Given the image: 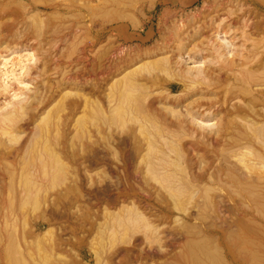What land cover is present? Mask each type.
Listing matches in <instances>:
<instances>
[{
	"label": "rangeland",
	"instance_id": "rangeland-1",
	"mask_svg": "<svg viewBox=\"0 0 264 264\" xmlns=\"http://www.w3.org/2000/svg\"><path fill=\"white\" fill-rule=\"evenodd\" d=\"M244 20L257 24L264 51V0H0V53L34 57L22 109L0 91V107L10 103L1 113L13 105L19 127L18 137L0 133V151L20 149L15 160L0 157V264H264V209L234 207L227 202L239 199L234 189L212 184L226 155L241 163L257 154L256 145L239 148L250 129L231 106L247 102L243 84L208 80L224 72L209 56L218 36L245 56ZM238 72L245 75L242 63ZM71 103L74 120L65 127ZM163 126L176 131L174 144L156 136ZM134 141L151 183H163L165 169L177 178L202 172L203 190L176 191V209L153 204L132 163ZM30 142L38 145L27 160L21 147ZM131 191L139 211L122 205ZM204 196L224 203L194 205Z\"/></svg>",
	"mask_w": 264,
	"mask_h": 264
},
{
	"label": "bare ground",
	"instance_id": "bare-ground-1",
	"mask_svg": "<svg viewBox=\"0 0 264 264\" xmlns=\"http://www.w3.org/2000/svg\"><path fill=\"white\" fill-rule=\"evenodd\" d=\"M246 21L247 20H244V23H243V21H241L242 25H241V29H240L244 41L249 42V45L246 46L244 49V55L245 56H243V54L239 53V52L232 54L230 49H229L231 44H229L227 41H225L222 37L218 36L217 38H220V39H218L216 47L214 46V44H211L213 48L211 51L209 50L210 51L209 56L212 59L220 58L218 61L219 62L218 67L220 68V71L224 70V72H223V74L220 75V77H218V76L214 77V78L210 77L208 80H209V85L211 84L214 87H217V86L218 87H221V86L225 87L229 84H232L234 80L240 81V82L236 81L238 84V86H237L238 88H241L242 84H243L242 91H243V94L248 96L247 102H245L243 104H238L237 106H231V107L234 110V112H236L237 114H243V116H244L243 120L246 124L245 128L249 127L248 129H250L249 131L251 133L248 131L250 134H248V132H247L245 134V136L239 138V144H240L239 148H241L242 146L249 148V147H254V145H256L255 149L257 150V154H255V160L246 161V162L242 161L241 163H236L235 160H234L235 162L232 160V158L235 157L234 155H236V154L231 153V154L226 155L223 159H221L223 161L222 163H224L226 168H224V166H219V164L214 167V173L212 175V184H215L218 186L223 184V186L227 185V187H231L234 189L235 192L233 190L232 191H233V193L238 194L239 199L227 198V202L229 204L231 203V205L234 207L236 206V207H245V208L264 209V51L261 52L259 50V48L257 47V43H256L257 39L253 36V35H258V33H256L259 29L257 24H253L250 22L247 23L248 21L247 22ZM237 23H238V21L236 20L235 23L232 24L231 26L234 27L235 29L239 30ZM180 25L182 26V28H184L182 24H180ZM245 27H249V29L251 31L245 32L243 30V28H245ZM214 35L216 37L217 33ZM178 37H180V36H178ZM173 38H175V37H173ZM215 39H214V41H215ZM205 47H207V46H205ZM159 50H161V49H159ZM202 50H204V49H202ZM11 54H12V57L9 58L6 55L4 56L0 53V91L8 92V94H10V100L11 99L12 100L17 99V102H15V104L18 107L17 108V110H18L19 108L22 109L20 105L23 102V100L25 99V98L18 99L19 97L22 96L20 91L22 89L23 90L27 89L30 86V85L28 86V83L24 81L23 77H24L25 73L27 72V70L30 69V67H31L30 62L33 60L34 57H33L31 52L26 51V50L19 51L17 53L12 50ZM166 54H168V53H166ZM229 55H231V56L229 57ZM145 56H146V54H145ZM236 56L240 57V59H238V61H240V62L236 61L237 60L235 58ZM163 57H164V55H163ZM165 57H167V56H165ZM156 58H155V60H157ZM256 58H259V59H258V62L255 64V68H253L252 66H249L248 64H252V62ZM162 60H165V59L158 60V62L159 61L163 62ZM142 62L143 61H141V63ZM161 62H160V64H161ZM155 63H156V61H155ZM241 63H242L243 68L245 69V75L243 77H238L237 72L241 66ZM166 64L164 66L165 68H161V71H162V69L168 71L167 67H169V65L167 64L168 66H166ZM145 65L147 67V64H145ZM136 66H133V67H136ZM162 72H164V71H162ZM197 72H198V70H197ZM238 73L240 74V72H238ZM204 78H203V80H204ZM190 81H191V79H190ZM230 81H231V83H230ZM200 82H202V81H200ZM12 85H15V86H13L14 88L12 87ZM255 85L262 86V89H260V90L254 89L253 86H255ZM2 92H1V94H3ZM236 93H237L236 91L231 90L229 92L228 98L230 100H233L235 98L234 95ZM159 94H161V93H159ZM26 100L28 101V98ZM170 100H171V98H170ZM45 101H46L45 99L37 101V105L42 104ZM176 101H179V99H175V100L170 101V102L174 103ZM220 101L224 104L227 100L225 98H221ZM9 104L10 103L7 102L4 106L0 107V133H5V134H9V135L14 136V137H18L19 135L16 133L17 132L16 130L19 129V127L16 126V123L14 121L17 118V117L14 118V115L15 116H17V115L16 114L13 115V113H15L17 111V110H15V107H13V105H12V107H11L12 110L9 109V111L7 110L6 112L1 113L2 108L7 107ZM23 104H25V103L23 102ZM70 107H71L70 112L63 121V126H65V127L68 126V124L71 120H74L73 119L74 116L72 115L71 112H73L76 109V104L71 103ZM24 108H26V106ZM167 111H169V110H167ZM173 111H175V110H173ZM23 112H25V111H23ZM20 113L21 112H19L20 116L18 115L19 119H20V117L22 118L23 114H24V113L23 114L22 113L20 114ZM173 114H176V113H173ZM150 115H153V117H157V116H155V114H153V112H151ZM171 117H172V115H171ZM149 118H150V116H149ZM147 121H149V120H147ZM56 122H58V121H56ZM152 123H156V122H152ZM258 123L260 125H258ZM175 124H173V125L175 126ZM60 125H62V122ZM71 125H72V123H71ZM37 127H38V125H37ZM48 128H49V125H48ZM33 132H34V130L32 131V133ZM35 132H36V130H35ZM37 132L41 133V131L39 132L38 130H37ZM43 132H42V134H45V133L47 134L49 131H47L45 133H43ZM18 133H20V132H18ZM38 133H36V135ZM46 134H45V138H46ZM38 136H40V135L38 134ZM156 136L158 138H160L163 142L168 143V144H174L175 141L178 140V136L176 134V131L173 129H170L168 126H166V128L163 126L162 129L158 130V132L156 133ZM146 137L144 139H146ZM32 138H34V136H32ZM27 139L29 140V137ZM35 139H37L39 141L40 137L38 139L36 136ZM147 139H148V137H147ZM40 141H42V140H40ZM44 141H46V139ZM31 142H30V144H28V145L24 144L21 147L22 150H24V148H25L23 155L26 156L27 160H30L29 156H28L30 148L34 149L36 147V145H38L36 143H35V145H33L35 141L33 143H31ZM146 142H148V141H146ZM33 146H35V147H33ZM133 146H134L133 151H134V157L135 158L133 157L132 163L135 165L134 169L137 170V172H139L141 174L140 180L143 181V183L145 184V187L148 188L147 192L151 193V195L155 196V198L153 196V198H154L153 204H159V206H164L168 210H170L172 208L176 209L178 203L180 202L178 196L175 193L176 191H183L185 189H188V187L189 188H198L201 191L203 190V187L200 184L202 182H205V175L202 172L194 174L193 172L186 171L185 176L183 178L182 177L177 178V177H175V175L171 169H165L162 172L163 183L161 181L151 183V181L147 177V175H148L147 171L149 170V166H146V168H145V166L141 164V161H138V159H140V160L143 159L141 147L139 145L135 144V141L133 142ZM19 152H20V149H13L11 151L8 149V150L0 151V157H8L9 156L10 158L12 157L15 160L17 158V156L19 155ZM11 153H13L12 154L13 156L11 155ZM54 155H57V154L54 153ZM114 155H115V153H114ZM38 157H39V155H38ZM53 158L58 160L57 156L53 157ZM58 161H60V159ZM58 163H60V162H58ZM116 163H118V162H116ZM138 163L140 164L139 167H138ZM184 168L187 169L186 167H184ZM1 171L5 172V170H1ZM116 183L117 182H115V186H116ZM131 183H132V181H131ZM123 186H124V184H123ZM3 187L4 186L0 187V191L4 189ZM142 191H144V190H142ZM161 192H163V194L166 193L167 196H163L161 194ZM139 193H141V192H139ZM134 194H136L134 191H131V193L125 194L124 201L127 202V204H122V205H123V207H126L128 210L139 211L137 209V205L140 202L137 199H136L137 201H134V199L130 200L128 197L130 195L134 196ZM146 196L147 195H145V197ZM134 198H135V196H134ZM127 199H129V201H127ZM181 202L183 203V201H181ZM223 203H224L223 198L219 199L217 197H212V196H204L201 201L200 200L194 201V205H196V206H210L213 209L217 208L218 206H220ZM137 216H139V214ZM46 233H44V234H46ZM191 234H193V233H191ZM195 235L205 236L206 234H204L203 231L200 232V231L196 230ZM202 239H204V238H202ZM188 243H186V244H188ZM200 250H202L201 253L205 258L211 257V253L208 250H206V249H200ZM196 259H198V257Z\"/></svg>",
	"mask_w": 264,
	"mask_h": 264
}]
</instances>
